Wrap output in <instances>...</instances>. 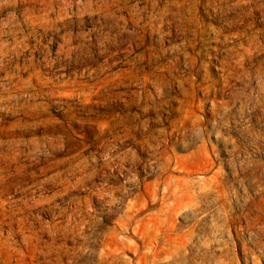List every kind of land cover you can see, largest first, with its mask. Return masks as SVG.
<instances>
[{"label":"rangeland","instance_id":"374dc122","mask_svg":"<svg viewBox=\"0 0 264 264\" xmlns=\"http://www.w3.org/2000/svg\"><path fill=\"white\" fill-rule=\"evenodd\" d=\"M0 48V264H134L103 262L105 232L132 203L145 227L171 174H215L232 221L214 228L202 198L177 219L199 227L175 264L253 256L264 0H0Z\"/></svg>","mask_w":264,"mask_h":264},{"label":"bare ground","instance_id":"6f19581e","mask_svg":"<svg viewBox=\"0 0 264 264\" xmlns=\"http://www.w3.org/2000/svg\"><path fill=\"white\" fill-rule=\"evenodd\" d=\"M1 56L0 48V72L2 70ZM261 89L264 101V84ZM130 154L131 151L127 150L114 159L125 162L136 161L137 156H130ZM163 184L164 189L153 190L159 208L151 220L145 224V227L142 225V219L138 216L139 209L136 208L135 203H132L125 213L116 219L115 224L108 228L101 247L103 262L110 260L114 254L116 256L123 254L126 258L128 253L134 256V259L130 260L134 264H175L182 262L188 244L187 239L195 234L199 224H194L185 233H181V224L177 219L179 216L188 215L191 210L202 209L206 203L201 199L212 195L219 202L218 218L213 224L214 228L222 233L232 230L230 210L225 201L229 192L226 189H215L218 185L215 174L202 175L197 179L181 178L171 174L164 178ZM98 195L104 199L111 197L113 203L117 200L111 192L100 191ZM221 214L226 216L225 222L219 219ZM248 225L251 227L253 245L256 247V251L253 250V256H249L250 250L246 242L243 244L245 250L243 259L237 261V259H229L226 256L222 260V264H242V261L245 264H259L260 260H264V220L257 218L248 222ZM114 240L117 241L116 247H114Z\"/></svg>","mask_w":264,"mask_h":264}]
</instances>
